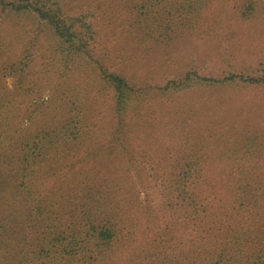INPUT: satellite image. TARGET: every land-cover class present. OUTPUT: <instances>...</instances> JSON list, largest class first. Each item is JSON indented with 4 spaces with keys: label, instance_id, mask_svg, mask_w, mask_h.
I'll return each mask as SVG.
<instances>
[{
    "label": "trees",
    "instance_id": "16d2710c",
    "mask_svg": "<svg viewBox=\"0 0 264 264\" xmlns=\"http://www.w3.org/2000/svg\"><path fill=\"white\" fill-rule=\"evenodd\" d=\"M212 4L142 0L126 13L123 28L158 45L171 29L200 32ZM236 9L244 23L264 19V0H240ZM85 15H71L68 0H0V20L25 27L20 54L5 70L15 81L12 87L4 81L0 91V264H127L120 258L140 233L106 164V154L127 146L117 129L101 144L90 131L83 91L91 72L84 70L113 93L119 128L144 109V94L103 59ZM215 60L194 62L151 86L264 85V65ZM242 138L241 151L218 159L225 165L205 167L204 158L189 155L168 170V214L159 225L145 223L156 235L149 232L152 242L128 264H264V174L248 166L253 139Z\"/></svg>",
    "mask_w": 264,
    "mask_h": 264
},
{
    "label": "rangeland",
    "instance_id": "374dc122",
    "mask_svg": "<svg viewBox=\"0 0 264 264\" xmlns=\"http://www.w3.org/2000/svg\"><path fill=\"white\" fill-rule=\"evenodd\" d=\"M140 1L68 0L71 15L86 14L93 24L104 48L103 59L123 71L129 80L132 78V84L136 83L135 87L144 94L140 99L144 109L129 113L119 128L113 93L92 71L84 70L91 72L84 74L88 85L83 91L90 109V131L101 144L112 138L117 129L127 146L105 155L112 178L123 186L132 216L140 222L137 227L140 233L132 250L129 248L120 258L127 264L131 254L152 242L149 232L151 237L156 235L154 228L148 230L145 223L150 219L159 225L168 214L167 172L180 158L189 155L204 158L205 167L225 165L218 159L236 155L235 150L241 151L236 142L249 136L253 139L250 152L254 158L250 157L248 166H257L264 174V85L191 84L172 91H158L151 86L155 85L151 84L153 79L166 74L180 76L194 62L207 64L212 58L242 68L264 65V19L244 23L236 9L240 0H213L209 14L200 20V32L171 29L164 33L162 43L148 44L123 28L126 13ZM24 30V25L17 21L0 20V91L5 87L4 81L9 87L15 81L5 70L20 54ZM78 83H82L80 77ZM46 88L45 98L50 92Z\"/></svg>",
    "mask_w": 264,
    "mask_h": 264
}]
</instances>
